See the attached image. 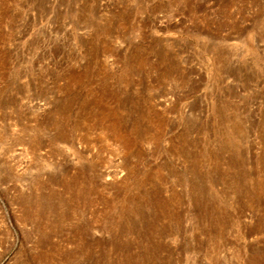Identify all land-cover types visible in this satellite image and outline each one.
I'll return each instance as SVG.
<instances>
[{"label": "rangeland", "instance_id": "obj_1", "mask_svg": "<svg viewBox=\"0 0 264 264\" xmlns=\"http://www.w3.org/2000/svg\"><path fill=\"white\" fill-rule=\"evenodd\" d=\"M0 264H264V0H0Z\"/></svg>", "mask_w": 264, "mask_h": 264}]
</instances>
